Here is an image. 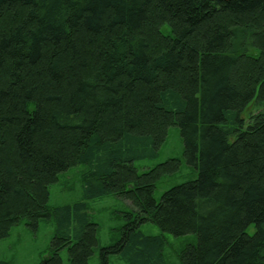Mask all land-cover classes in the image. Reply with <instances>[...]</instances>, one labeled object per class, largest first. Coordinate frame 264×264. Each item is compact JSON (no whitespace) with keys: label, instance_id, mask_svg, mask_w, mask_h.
<instances>
[{"label":"trees","instance_id":"1","mask_svg":"<svg viewBox=\"0 0 264 264\" xmlns=\"http://www.w3.org/2000/svg\"><path fill=\"white\" fill-rule=\"evenodd\" d=\"M172 126L198 176L158 199L182 159L135 162ZM78 164L83 198L51 206L50 186ZM112 194L134 209L101 264H264V0H0V238L53 218L39 264H64V248L88 264V200ZM165 233L197 241L173 261Z\"/></svg>","mask_w":264,"mask_h":264},{"label":"rangeland","instance_id":"2","mask_svg":"<svg viewBox=\"0 0 264 264\" xmlns=\"http://www.w3.org/2000/svg\"><path fill=\"white\" fill-rule=\"evenodd\" d=\"M256 110L257 106L253 102L245 109L243 116L248 119ZM170 158H181L182 165L179 171L165 175L158 181L155 191V197L158 199L170 187L198 176L196 167L185 159L184 141L179 126L170 128L166 141L156 157L137 160L135 165L139 170L146 171ZM86 166V164H78L69 168L60 175L58 182L50 186L51 206L73 204L83 198L84 187L81 177ZM133 209L129 201L113 194L88 200V212L92 220L98 223L99 239V245L95 248L88 264H101V248L117 242L121 236L120 228L128 222V213ZM56 230L53 218H41L36 227L27 225L23 220L11 229L9 236L0 238V259L8 261L9 264H39L50 253ZM141 230L148 234L161 233L160 227L150 221L142 224ZM165 236L166 253L173 261H176L177 251L187 243L195 244L197 241L194 234L175 236L172 233H165ZM61 257L64 264H71L67 248L61 250ZM108 264L130 263L125 258L112 254Z\"/></svg>","mask_w":264,"mask_h":264}]
</instances>
